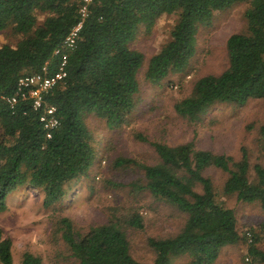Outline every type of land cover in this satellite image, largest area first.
Listing matches in <instances>:
<instances>
[{
	"label": "trees",
	"instance_id": "obj_1",
	"mask_svg": "<svg viewBox=\"0 0 264 264\" xmlns=\"http://www.w3.org/2000/svg\"><path fill=\"white\" fill-rule=\"evenodd\" d=\"M244 4L245 26L225 39L227 62L217 73L193 80L189 92L173 103L174 110L196 120L213 103L241 105L264 100V0H91L82 17L79 0H0V30L9 29L13 44H0V212L6 194L27 185L42 192L41 204L52 207L68 191V184L88 174L95 149L84 116L92 113L114 128L125 123L138 90L136 72L142 53L129 46L139 28L149 30L161 14H174L168 39L147 58L144 78L158 83L181 71L195 49V34L210 23L218 9ZM81 19L75 44L66 49L63 82L43 100L58 118L49 137L38 119L39 108L17 99L10 107L4 97L14 93L19 76L39 71L46 61L52 72L60 58L53 49ZM258 148L264 153V122L257 128ZM138 138L152 146L156 161L144 163L116 156L115 165H135L140 181L131 183L185 213L174 233L146 238L150 261L134 258L124 227L141 228L136 210L111 217L80 231L66 215H58L59 231L76 264H170V257L188 256L187 264H212L222 246L246 243L245 264H264L258 236L250 239L236 227L234 211L216 198L213 183L203 171L217 167L226 173L221 190L237 201H255L264 209V165L250 162L244 147L237 160L223 152L196 148L191 140L168 144ZM111 185L119 182L106 179ZM247 230H251L250 227ZM0 264H12L11 240L0 228ZM19 264H42L39 255L24 250Z\"/></svg>",
	"mask_w": 264,
	"mask_h": 264
},
{
	"label": "rangeland",
	"instance_id": "obj_2",
	"mask_svg": "<svg viewBox=\"0 0 264 264\" xmlns=\"http://www.w3.org/2000/svg\"><path fill=\"white\" fill-rule=\"evenodd\" d=\"M243 9L244 4L240 3L215 11L209 24L198 27L195 49L187 65L154 84L144 78L147 58L168 39L176 16L163 13L149 30L138 29L129 46L142 53V60L136 72L135 103L126 122L109 128L102 118L85 113L84 121L95 149L88 174L70 182L65 196L52 207L41 204L39 188L21 185L6 194L5 209L0 212V228L2 235L11 240L12 264H19L24 250L39 255L42 264H76L54 226L56 216L66 215L75 228L85 231L88 226L108 218L121 219L132 210L141 216L142 227H124L129 251L138 260L153 258L146 238L176 232L184 222L185 213L155 198L144 188L131 187V183L141 178L137 166L113 163L116 156L144 163L156 161L152 146L138 138L137 133L168 144L191 140L196 148L223 152L234 160L240 156V147H244L251 163L257 161L264 165V153L258 148L256 132L257 126L264 122V100L248 99L241 105L213 103L194 121L179 115L173 108L174 101L189 92L195 78L224 68L227 62L225 39L229 33L244 28ZM14 41L15 36L9 29L0 30V44ZM203 173L210 177L216 198L233 209L237 230L245 234L253 231L259 238L258 247L264 250V209L255 201H237L234 194L223 193L221 187L226 173L221 169L210 166ZM106 179L119 184L111 185ZM248 227L251 230H247ZM245 248L246 243L240 242L224 245L212 264H245ZM187 262L185 254L170 257V264Z\"/></svg>",
	"mask_w": 264,
	"mask_h": 264
},
{
	"label": "built area",
	"instance_id": "obj_3",
	"mask_svg": "<svg viewBox=\"0 0 264 264\" xmlns=\"http://www.w3.org/2000/svg\"><path fill=\"white\" fill-rule=\"evenodd\" d=\"M91 0H79L78 12L82 17L86 14L87 5ZM81 19H79L74 25L70 27L68 32L62 38L59 46L53 49L54 54H60V58L52 72L48 71V65L46 61L41 65L39 71L23 74L18 77L16 81V88L13 94L5 96V101L11 107L16 100L26 99L30 100L32 108H39L38 119L41 121L43 128L45 129V136L49 137L51 131L57 126L58 118L55 115V108L52 104H48L43 100L45 93H47L54 85L63 82L66 75L65 61H66V49H71L77 38L78 30L81 25ZM248 240L250 239L249 231L246 232ZM246 258V257H245Z\"/></svg>",
	"mask_w": 264,
	"mask_h": 264
}]
</instances>
